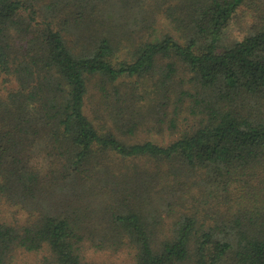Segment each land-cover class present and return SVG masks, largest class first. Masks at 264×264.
<instances>
[{
  "label": "trees",
  "instance_id": "trees-1",
  "mask_svg": "<svg viewBox=\"0 0 264 264\" xmlns=\"http://www.w3.org/2000/svg\"><path fill=\"white\" fill-rule=\"evenodd\" d=\"M157 1L174 30L129 41L108 0H0V264H89L90 247L264 264V0ZM143 126L166 140L132 138ZM126 177L143 186L93 212L92 185Z\"/></svg>",
  "mask_w": 264,
  "mask_h": 264
},
{
  "label": "rangeland",
  "instance_id": "rangeland-1",
  "mask_svg": "<svg viewBox=\"0 0 264 264\" xmlns=\"http://www.w3.org/2000/svg\"><path fill=\"white\" fill-rule=\"evenodd\" d=\"M44 1V0H43ZM111 4H116L114 6L116 8V12L114 13V17L111 16V18L108 19L109 25L108 27H112L115 31V33H120V36L128 38L129 41H131L133 38H137L139 35H145L148 36L149 31L153 32L152 26L156 27L158 31H154L156 34L160 33L161 31L170 30L168 29V26L172 30V25L168 18L166 17V14L157 10V0H146L144 2L136 4L134 3H128V4H121L117 0H108ZM98 3V2H97ZM100 11H98V8L96 9V14H100L102 17L107 18L108 15L105 13V8H109L108 4L105 3L104 5L99 4ZM112 7V6H111ZM67 7L63 8V11H65ZM84 11L83 7L75 6L73 9L67 8L68 15H73L75 19L78 21H86L88 18L81 15V12ZM80 12V15L78 13ZM108 12V10L106 11ZM152 16L154 18H152ZM82 23V22H81ZM151 23V24H150ZM166 26V30H162V28ZM76 27V26H75ZM105 28H101L103 30ZM236 29V28H234ZM236 30L232 32V35L235 36ZM124 43H127V41H124ZM125 53H122V56H124ZM89 93L86 97V105H85V111L88 115L91 117H98L104 115L105 111L103 108H100L99 104L95 101V97L92 95L93 88L89 87ZM151 119V118H149ZM181 122V121H180ZM141 129V128H140ZM146 129V130H145ZM148 130V132H147ZM164 130H167L164 128ZM136 132V133H135ZM134 134L132 135V138H143L146 137V135L149 138H153L158 141L166 140L165 137L167 132L165 133H159V131L156 128H143L140 131L135 130ZM162 135V136H161ZM144 176V175H142ZM145 177V176H144ZM124 183L114 185L112 184V188L110 190H106V188H109L110 186H106L104 182H99L97 184H93L92 189L93 192L95 191V194L89 195L90 200V206L93 212L96 214L102 213L105 211L106 207V200H108L111 203L117 202H125L123 201L124 198H126L131 192L132 189H135V186H143L140 183V180H136L134 177H130L129 179L126 177L124 179ZM194 182H189L188 186H190L189 192H187V197L190 195H197L200 194V188L198 186V183L193 179H190ZM188 182V181H187ZM152 186V185H151ZM153 187V186H152ZM153 190V192L151 191ZM151 190H148L149 192H152V196L154 198H157L159 196L158 190L153 187ZM132 194V193H131ZM92 201V203H91ZM114 201V202H113ZM192 200H188L187 204H191ZM12 212L11 208H8L5 205L0 206V218L11 220ZM85 259L86 262L89 264H130L131 259L130 256L127 254V251L124 248H121L120 250L116 252H109V251H101L100 249H96L94 247H90L88 250L85 251ZM18 259L21 261L18 264H38V259L40 257L38 255L33 254H27V255H20L18 256Z\"/></svg>",
  "mask_w": 264,
  "mask_h": 264
}]
</instances>
